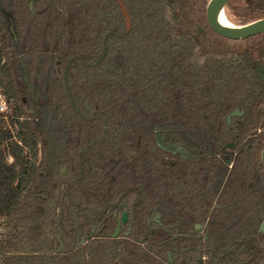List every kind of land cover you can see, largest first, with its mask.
Here are the masks:
<instances>
[{
	"label": "trees",
	"instance_id": "trees-1",
	"mask_svg": "<svg viewBox=\"0 0 264 264\" xmlns=\"http://www.w3.org/2000/svg\"><path fill=\"white\" fill-rule=\"evenodd\" d=\"M29 1L0 0V88L8 104L0 113V264H264V83L255 72L258 62L264 67V33L220 36L207 22L210 0H122L124 8L118 0H35L33 11ZM224 11L246 25L264 18V0H230ZM8 17L14 34L3 32ZM73 56L83 60L69 70L71 92L86 117L98 118L83 119L68 98L63 76ZM236 107L245 111L243 139L263 131L244 142L231 170L222 162L209 171L206 195L202 166L190 171L198 178L190 192L179 193L156 131L180 125L208 138L213 130L220 146L237 139L225 126ZM229 170L220 202L241 196L213 207ZM125 201L134 238L145 206L148 215L159 206L166 223L206 222V233L198 239L149 227L142 244L112 238L109 205Z\"/></svg>",
	"mask_w": 264,
	"mask_h": 264
},
{
	"label": "flooded vegetation",
	"instance_id": "flooded-vegetation-1",
	"mask_svg": "<svg viewBox=\"0 0 264 264\" xmlns=\"http://www.w3.org/2000/svg\"><path fill=\"white\" fill-rule=\"evenodd\" d=\"M56 1L57 0H55V2ZM34 5H35V0H30L29 9L31 11L34 10ZM3 27L5 28L3 31L4 34L6 33L14 34L13 19L11 17H8L6 20H4ZM59 30L61 33L63 32L62 28H60ZM57 41L58 40H55L56 44H57ZM56 44L54 43V46H56ZM236 109L240 111V114L233 116L231 118V121L228 122V116L232 112H234ZM244 115H245V111L241 110L239 107H236L234 110H232L227 115L225 126L227 128H230V130L232 131H237L236 133L237 139H232L231 141H228L225 139L224 142L223 141L221 142L222 145L220 146L212 142L211 137L213 135V130L209 132L208 138H202L194 134L186 133L182 130V127L180 125H176L174 130L161 127L156 131V136H155L156 149L160 150L162 160H164V162H170L172 165L176 166L177 171L175 173L176 174L175 181H176V187L179 193L181 194L189 193L191 190V185L195 184L193 181L194 180L196 181V179L198 180V178H196L197 176L193 173V171L192 173L190 172L191 169L196 172V166L198 167L202 166V170H203V172L200 175L201 181H200V186H199V189L202 191L203 195H206L205 191L203 190L206 184L210 188H212L213 186L211 185L212 183L211 178L209 179V177H207V174L209 173L210 170L211 171L214 170V174H215L218 170V167H221L219 165H221L222 162H224L225 165L230 170L234 167L237 160L240 159L242 156V153L244 150L243 148L244 142L248 141L250 138H253V139L258 138L260 133L263 131V126H258L257 128H255V131L253 132V134L251 135L249 134L247 138L243 139L242 137L243 135L241 131L244 127L243 126L244 123L242 120ZM91 117L98 118L99 116L95 115V116H90L86 118L90 119ZM105 129H107L106 130V134H107V131H108L107 126L104 127V132H105ZM226 136L227 134L225 135L224 138H227ZM103 139H104V133H103ZM95 142H97V140H93L89 144L88 147H90ZM48 144H51V142ZM88 147L83 151L86 152L88 150ZM261 155H262V151H261ZM138 157H139L138 153L131 154V159H136ZM51 159H52V163H54L55 161L54 157H52ZM261 163H262V160H261ZM215 165L216 167L214 168ZM79 166H81V160L79 161ZM67 169L68 167L65 166L62 170L63 173H66ZM230 170L227 172L224 178V183L222 184L221 191L219 195L217 196V198L215 199L213 203V207H220V208L229 207L236 200H239V197L241 196V193L237 192L236 197L233 198L231 202L226 203V204H222L220 202V197H221L220 194L221 192H223L226 184L228 183V180L231 174ZM253 185H254V182L249 183L250 187H252ZM137 191L141 194L144 193L143 192L144 190L141 188H138ZM206 200H208V198ZM136 201L142 202V199L139 198ZM109 209L112 211L111 217L115 219L114 230L113 232L110 233L112 238L131 239L133 241H137L142 244V243H145V241H147L148 239L147 230L149 229V227L151 228V231L154 233H155L154 227H158L159 229H164V231L168 234L171 233L172 229L176 228L177 235L181 236V235L186 234L185 232H188L190 234H193L198 239H201L202 237H204L206 233V227H207L206 222L205 223H200V222L195 223L193 226H190V222H185L184 225L182 226L180 225L179 222H174L172 224L166 223L165 221H163L162 213L158 212L159 206H156L155 209L151 210V215H148V212L145 206V207L140 208L141 212H145V213H141L142 214L141 221L138 218H134L135 219L134 221H136V223L140 222L138 223V225H140L141 227L140 229L141 235H138V234L137 236L134 235L136 236L134 238L131 236L133 232V223L131 221L133 217L132 216L133 208L129 207V203L127 201L122 202V203H114V204L109 205ZM143 210H146V211H143ZM153 210L157 212L153 214L154 213ZM125 212L127 213L126 221H124L123 219V215ZM119 226H120V231L118 235L114 237L113 234ZM137 237H140V238H137ZM173 239L174 240L177 239V236H173ZM82 240H81V243L85 241V238H82ZM169 253H168V259H169ZM203 260L204 258L200 259V262H202ZM170 262L173 263V259Z\"/></svg>",
	"mask_w": 264,
	"mask_h": 264
},
{
	"label": "water",
	"instance_id": "water-1",
	"mask_svg": "<svg viewBox=\"0 0 264 264\" xmlns=\"http://www.w3.org/2000/svg\"><path fill=\"white\" fill-rule=\"evenodd\" d=\"M229 1L230 0H210L208 5H207V13H206L207 22L210 25V27L217 34H219L220 36H223L225 38L232 39V40H243L246 38L253 37L257 34L264 33V18L258 19L256 21H253V22L246 24V25H242V26H245V29L243 31L231 30V29L226 28V27L222 26L221 24H219L216 21V14L219 10H222L225 14L224 7ZM118 2L120 4V6L124 8L122 0H118ZM114 34H115V31L112 30V31H109L108 33H106V35L104 36L102 52H101L99 60L96 62V64L100 63L105 58L107 50H108V39L110 36H112ZM55 44H56V42H55ZM76 59L83 60V57L82 56H73L66 63V66L64 69V76H63L64 86H65V90L67 92L68 98H69L73 108L76 110V112L82 118L87 119L76 104V101H75L74 96L71 92V88H70L69 80H68L69 70H70L71 66L73 65V62ZM255 72H256L257 76L264 82V68L260 63L256 64ZM25 78L27 80L26 76H25ZM34 93H35V87L32 86V95H34ZM239 114H240V111L238 109H236L234 112H232L228 116V122L231 121V118L233 116H236ZM94 118H96V117H91L90 119H94ZM106 130L107 129H105V132H104V138L106 135ZM261 160H262V164L264 167V148L262 150ZM126 218H127V213L125 212L123 215L124 221H126ZM119 231H120V226L116 229L113 236L116 237L118 235ZM260 231L264 232V219L260 225ZM171 255L172 254L169 253V260L170 261H172Z\"/></svg>",
	"mask_w": 264,
	"mask_h": 264
},
{
	"label": "bare ground",
	"instance_id": "bare-ground-1",
	"mask_svg": "<svg viewBox=\"0 0 264 264\" xmlns=\"http://www.w3.org/2000/svg\"><path fill=\"white\" fill-rule=\"evenodd\" d=\"M216 21L221 24L222 26L229 28L231 30H238L243 31L245 29V26L232 24L230 21L226 19L224 16V12L222 10H219L216 14Z\"/></svg>",
	"mask_w": 264,
	"mask_h": 264
},
{
	"label": "built area",
	"instance_id": "built-area-1",
	"mask_svg": "<svg viewBox=\"0 0 264 264\" xmlns=\"http://www.w3.org/2000/svg\"><path fill=\"white\" fill-rule=\"evenodd\" d=\"M7 111H8V104H7L6 98L3 95V93L1 92V88H0V113H6ZM4 231H5L4 221L0 217V240H1V237L4 233Z\"/></svg>",
	"mask_w": 264,
	"mask_h": 264
},
{
	"label": "rangeland",
	"instance_id": "rangeland-1",
	"mask_svg": "<svg viewBox=\"0 0 264 264\" xmlns=\"http://www.w3.org/2000/svg\"><path fill=\"white\" fill-rule=\"evenodd\" d=\"M224 16H225L226 19H227L228 21H230L232 24L240 25V24H238V23L232 21L230 18H228V17L226 16V14H224ZM48 151H49V154H48V155H49L51 158L54 157L55 153L57 152V151H56V146H55L53 143L48 144Z\"/></svg>",
	"mask_w": 264,
	"mask_h": 264
}]
</instances>
